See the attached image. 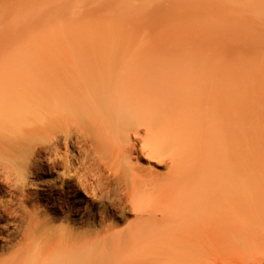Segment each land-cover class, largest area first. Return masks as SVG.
Segmentation results:
<instances>
[{"label":"bare ground","instance_id":"6f19581e","mask_svg":"<svg viewBox=\"0 0 264 264\" xmlns=\"http://www.w3.org/2000/svg\"><path fill=\"white\" fill-rule=\"evenodd\" d=\"M151 16L169 23L161 13ZM241 35L257 41L249 27ZM62 43L65 49L42 54L36 91L9 96L0 86V179L25 168L20 160L38 146L51 144L58 162L66 159L64 145L86 143L94 169L128 178L135 222L121 229L110 220L99 227L103 218L84 224L87 198L71 184L38 179L46 206L68 204L75 223L43 229L45 216L32 218L25 243L0 255V264H218L221 248L249 242L253 213L264 221L250 193L249 103L223 81L218 51L200 40L153 37ZM109 44L116 50L100 49ZM140 191L150 204L136 200Z\"/></svg>","mask_w":264,"mask_h":264},{"label":"rangeland","instance_id":"374dc122","mask_svg":"<svg viewBox=\"0 0 264 264\" xmlns=\"http://www.w3.org/2000/svg\"><path fill=\"white\" fill-rule=\"evenodd\" d=\"M157 12L169 23L152 18L151 14ZM246 27L255 33V44L243 40L241 33ZM146 37L188 39L193 43L200 40L201 46L208 44L218 51L223 81L237 88L238 95L245 94L249 103L250 193L254 208H264V0H0V75L4 76L0 86L11 89L9 96L19 88L36 91L42 54L65 49L62 42L66 39L79 42L89 38ZM79 49L83 48H75ZM100 49L116 50L110 44ZM221 139L224 138L219 139L220 150L225 153L228 144L224 140L223 148ZM77 144L63 146L66 159L59 163L53 161L51 144L38 146L29 158L20 160L25 168L10 175L9 181L0 179V255L10 256L25 243L30 231L26 226L33 225L32 218L39 221L45 216V222H40L43 229L50 223L53 229L59 225V229L63 225H67L65 228L74 225L77 216L68 204L54 211L41 199L36 181L42 179L59 185L71 184L81 197L88 199L81 208L84 224L103 218L104 223H99V227L110 220L108 223H119L121 229L126 222V225L131 220L135 222V217L127 211H130L128 190H125L128 178L103 166L94 169L98 165L94 156L86 153V143H81L85 152ZM45 157H52L54 164L44 161ZM148 194V191H140L136 200L142 205L150 204ZM36 214L39 218H35ZM259 217L257 212L253 213L251 241L221 248L218 264H264V221Z\"/></svg>","mask_w":264,"mask_h":264}]
</instances>
